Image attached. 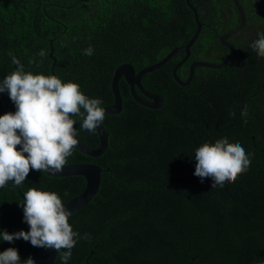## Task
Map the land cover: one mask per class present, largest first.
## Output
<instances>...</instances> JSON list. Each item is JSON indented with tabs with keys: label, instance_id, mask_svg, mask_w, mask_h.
Wrapping results in <instances>:
<instances>
[{
	"label": "trees",
	"instance_id": "16d2710c",
	"mask_svg": "<svg viewBox=\"0 0 264 264\" xmlns=\"http://www.w3.org/2000/svg\"><path fill=\"white\" fill-rule=\"evenodd\" d=\"M189 3L201 27L176 69L181 80L191 61L219 62L227 50L215 33L237 25L230 3L219 2V10L205 0ZM212 14L215 27L207 18ZM194 29L185 0H0V81L17 67L12 56L26 72L51 75L50 41L53 74L79 84L103 107L112 102L109 82L118 64L129 63L137 71L184 45ZM261 33L264 23L243 29L228 40L234 52L224 67H194L185 85L170 73L183 53L143 74L141 86L162 97L154 109L137 103L118 79L121 109L105 114L104 151L87 156L74 149L67 158L101 169L95 194L69 217L80 238L67 264H264V58L249 47ZM89 46L93 54H82ZM40 50L47 55L40 57ZM245 106L248 116L241 117ZM15 110L7 91L0 93V115ZM73 119L77 138L95 148L96 132L81 128V116ZM222 138L241 144L251 163L235 182L210 190L211 178L201 182L193 175L195 150ZM83 187L79 175L35 170L18 186L22 195L29 188L56 192L62 202ZM23 202L15 189L0 188V231L29 227ZM7 248L18 251L20 264L39 249L23 239H0V252ZM62 251L52 264H62Z\"/></svg>",
	"mask_w": 264,
	"mask_h": 264
},
{
	"label": "clouds",
	"instance_id": "9594fccd",
	"mask_svg": "<svg viewBox=\"0 0 264 264\" xmlns=\"http://www.w3.org/2000/svg\"><path fill=\"white\" fill-rule=\"evenodd\" d=\"M249 47L257 56L264 58V33L259 34ZM93 52L89 46L83 49L82 54L91 56ZM38 55L44 57L47 53L40 50ZM12 63L16 69L0 81V93L7 91L16 108L14 113L0 115V188L9 183L20 186L30 170L53 174L62 172L68 163L67 158L78 145L73 117L81 116V128L93 134L105 119V109L100 106L103 101L83 94L79 84L62 82L56 75L26 72L15 56H12ZM230 115L235 116V112H230ZM247 116L245 106L241 117ZM195 160L193 175L201 182L211 178L210 190L235 182L251 163L242 145L229 143L227 138L198 147ZM23 199V220L29 225V231H0V239L9 243L23 239L33 247L55 252L64 250L60 259L62 264H67L80 238L69 223L71 211L56 192L29 188ZM83 238L89 239L88 234ZM20 262L15 248L0 252V264ZM24 264H35V261L29 257Z\"/></svg>",
	"mask_w": 264,
	"mask_h": 264
},
{
	"label": "water",
	"instance_id": "95a60500",
	"mask_svg": "<svg viewBox=\"0 0 264 264\" xmlns=\"http://www.w3.org/2000/svg\"><path fill=\"white\" fill-rule=\"evenodd\" d=\"M185 3L187 7L192 12V17L195 22V29L188 39V41L181 46H175L171 48L165 55H163L159 60L155 61L154 63H151L149 65H146L142 67L141 69L134 71L133 67L129 63H121L118 64L112 71L111 77H110V91L112 95V102L109 105L103 106L102 108L105 109V114H115L118 113L121 109V97L118 90V79L122 77L125 81V83L128 85V90L131 95V97L139 104L149 107V108H157L162 104V97L160 94L149 92L145 90L141 84H140V78L143 74L150 72L161 65H163L165 62H167L172 56H174L177 53H183V56L173 65L171 68V77L172 79L179 85H185L189 82L191 79L193 68L194 67H208V68H222L225 66V64L228 62V60L231 58L233 54V46L230 43H227L225 40L227 38H230L236 34H238L243 26H244V14L243 10L238 3V0H232V3L236 9V12L238 14V25L229 31H226L218 36L219 42L221 45L225 46L227 48V52L225 56L217 63L203 61V60H195L191 61L188 64L187 67V73L186 77L181 80L176 75V69L185 61L189 54V47L195 40V38L198 35V32L200 30L201 24L199 23L197 19V14L195 11V8L189 3V0H185ZM49 51H48V57L51 60V64L49 66V71L51 75L53 74V66L55 63V59L52 56V48H51V42L49 41ZM134 88H136L142 96H144L146 99L139 97L135 91ZM97 139H98V145L95 148H91L83 144L77 136L75 137L78 140V145L75 148L78 152L87 155V156H98L100 155L107 144V132L103 128L102 125H100L96 131ZM106 170V169H105ZM101 169L96 166L93 163L89 162H75V163H67L64 167V170L60 173H45L49 176H68V175H79L83 177L84 179V187L82 191L63 201L65 207L71 211V213L75 212L79 208H81L84 204H86L90 198L95 194L98 185H99V176H100ZM8 187H11L15 189V191L20 195L21 198H23V195L19 191L18 186H15L14 184H9ZM25 232L29 231V227L23 230ZM57 252L50 249H43L39 248L32 256L31 258L35 261V264H52L53 260L55 258Z\"/></svg>",
	"mask_w": 264,
	"mask_h": 264
},
{
	"label": "flooded vegetation",
	"instance_id": "af4514ba",
	"mask_svg": "<svg viewBox=\"0 0 264 264\" xmlns=\"http://www.w3.org/2000/svg\"><path fill=\"white\" fill-rule=\"evenodd\" d=\"M205 1H208V3H206L207 5H210L211 6V9H215V10H219L216 8L215 5L219 4V2H227V3H230L232 4V6L234 7L233 3H232V0H205ZM217 1V3H216ZM238 3L240 4L242 10H243V14H244V26L242 28V30L239 32L241 33L243 31V29L247 28L248 27V30L250 29H254L256 28V26H259L260 23H264V0H238ZM213 5V6H212ZM235 8V7H234ZM236 10V9H235ZM196 11V10H195ZM192 13V12H191ZM197 14V13H196ZM237 14V12H236ZM201 15H204V14H201ZM215 14H212L210 15L208 18L209 22L213 25L211 27H215L214 24H216L217 22V18L214 16ZM213 19V20H212ZM200 23V22H199ZM237 25H238V14H237ZM236 25V26H237ZM232 30V29H231ZM226 32V31H225ZM224 33V32H223ZM238 33V34H239ZM222 33L220 34H217L215 33L216 35V38L218 40V43L220 44L219 42V39H218V36L221 35ZM236 34V35H238ZM234 35V36H236ZM232 36V37H234ZM232 37L230 38H227L225 41L227 43H230L232 46L233 44L231 42H229L228 40L231 39ZM246 39H248V37H245L243 38V41H245ZM221 45V44H220ZM223 46V45H221ZM225 47V46H223ZM226 48V47H225ZM227 50V48H226ZM233 52H234V46H233ZM233 55V54H232ZM183 56V55H182ZM225 56V55H224ZM223 56V57H224ZM222 57V58H223ZM186 60V59H185ZM204 61V60H203ZM188 67V66H187ZM146 99V98H145Z\"/></svg>",
	"mask_w": 264,
	"mask_h": 264
}]
</instances>
